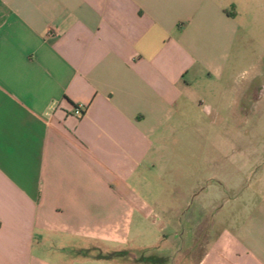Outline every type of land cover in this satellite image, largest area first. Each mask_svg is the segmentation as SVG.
Wrapping results in <instances>:
<instances>
[{
  "label": "crops",
  "instance_id": "1",
  "mask_svg": "<svg viewBox=\"0 0 264 264\" xmlns=\"http://www.w3.org/2000/svg\"><path fill=\"white\" fill-rule=\"evenodd\" d=\"M250 5L0 0V264H151L145 237L171 227L165 239L193 244L183 236L196 237L218 191L223 226L193 264H264L263 161L225 166L193 209L170 207L158 182L171 124L211 110L213 78H233L246 58L235 46ZM262 51L233 105L259 86L264 98Z\"/></svg>",
  "mask_w": 264,
  "mask_h": 264
},
{
  "label": "rangeland",
  "instance_id": "2",
  "mask_svg": "<svg viewBox=\"0 0 264 264\" xmlns=\"http://www.w3.org/2000/svg\"><path fill=\"white\" fill-rule=\"evenodd\" d=\"M249 3V7L240 9L235 46L237 56H240L242 50L246 58L237 60L234 77L213 78V95L205 103H211L212 109L208 110L203 105L202 109H194L186 116H180L178 122L173 126L171 124V129L166 133L169 163L164 178L158 182L166 186L170 194L169 197H163L169 200L167 204L170 207L177 205V200H180L186 207L193 209L199 203V200L195 201V194L200 191L201 185L207 184L213 177L224 176L223 168L227 165L231 169H247L250 164L264 163V98H260L262 86H259L258 78L254 79L253 87L259 86L260 89L253 88L246 96L247 101L243 95L239 96L237 105L232 104L234 95L231 94L233 87H240L247 82V78L253 76L257 69L253 70L252 62L258 60L264 48V0H249ZM245 106L248 110L243 111L242 107ZM245 113L247 120L239 121V117L244 118ZM216 194L217 198L214 192L206 198V211L201 212L203 222L196 229V237L189 236L188 231L183 236V241L192 240L193 244L184 245L183 242L179 243L180 238L172 236L165 239L164 236L169 235L170 230L177 231L171 227L164 229L157 226L145 237V242L152 246L149 263L193 264L201 256L223 226L218 215L227 195L223 196L219 191ZM227 194L228 197L232 195L230 191ZM184 228L181 226V233L186 230ZM177 248L180 249L179 253ZM168 249L170 260L167 262L164 257L161 263V253L164 252L165 256ZM183 253L187 258L185 261H182Z\"/></svg>",
  "mask_w": 264,
  "mask_h": 264
},
{
  "label": "built area",
  "instance_id": "3",
  "mask_svg": "<svg viewBox=\"0 0 264 264\" xmlns=\"http://www.w3.org/2000/svg\"><path fill=\"white\" fill-rule=\"evenodd\" d=\"M83 111V106H76L73 110L75 114H81Z\"/></svg>",
  "mask_w": 264,
  "mask_h": 264
}]
</instances>
